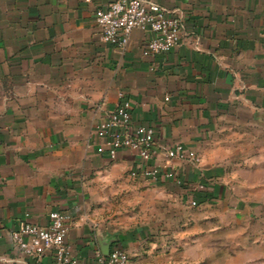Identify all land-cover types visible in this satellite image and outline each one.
Segmentation results:
<instances>
[{"label":"crops","instance_id":"0c3cea01","mask_svg":"<svg viewBox=\"0 0 264 264\" xmlns=\"http://www.w3.org/2000/svg\"><path fill=\"white\" fill-rule=\"evenodd\" d=\"M111 1L0 0V264H51L50 254H23L11 236L26 222L46 225L51 210L66 216V243L79 260L93 259L101 234L143 264L147 230L102 228L96 210V181L125 183L130 174L147 187L176 184L186 197L220 201L221 224L253 222L250 200L264 181L237 185L229 168L264 169V0H147L183 25L173 49L151 55L140 29L122 51L101 41L94 13ZM120 93L132 124L155 130L154 178L128 149L114 160L99 151L94 127ZM225 116L256 132L260 154L224 157L220 143L210 153ZM176 143L185 159L165 156Z\"/></svg>","mask_w":264,"mask_h":264},{"label":"rangeland","instance_id":"374dc122","mask_svg":"<svg viewBox=\"0 0 264 264\" xmlns=\"http://www.w3.org/2000/svg\"><path fill=\"white\" fill-rule=\"evenodd\" d=\"M209 139L212 155L215 143H220L224 157L231 153L238 158L261 152L262 139L256 132H244L229 116L222 119L221 130L212 133ZM213 158L212 161L216 160ZM229 173L237 185L239 181L247 185L248 181H264L262 168L250 170L236 165L229 168ZM127 178L125 183L96 181V210L103 215L102 228L115 232L147 230L146 240L142 242L147 255L143 264L152 261L154 264H264V192L255 191L250 200L253 222L250 216L239 219L230 216L227 218L233 219L231 222L221 224L220 201L208 199L194 204V198L186 197L176 184L147 187L135 182L132 174Z\"/></svg>","mask_w":264,"mask_h":264},{"label":"built area","instance_id":"2783aa9c","mask_svg":"<svg viewBox=\"0 0 264 264\" xmlns=\"http://www.w3.org/2000/svg\"><path fill=\"white\" fill-rule=\"evenodd\" d=\"M94 20L101 41L121 51L134 29L148 33L144 55L169 52L179 43L183 26L181 17L170 16L165 7L147 0H113L95 10ZM130 110V99L120 93L113 109L94 127V135L103 140L99 151L114 160L119 150L128 149L142 162L144 174L154 178L158 171L149 167V162L157 155L155 130L149 124L133 125ZM165 156L185 159L188 153L183 144L176 143L165 149ZM67 233L66 216L51 210L46 225L26 222L12 230L11 236L23 254L33 258L50 254L51 264H131L128 253L117 246H112L107 255L96 249L92 260H79L66 243Z\"/></svg>","mask_w":264,"mask_h":264},{"label":"water","instance_id":"95a60500","mask_svg":"<svg viewBox=\"0 0 264 264\" xmlns=\"http://www.w3.org/2000/svg\"><path fill=\"white\" fill-rule=\"evenodd\" d=\"M98 241H99V244H100L101 252L104 255H107L109 250H110L111 242L110 241H103L101 234H98Z\"/></svg>","mask_w":264,"mask_h":264},{"label":"trees","instance_id":"16d2710c","mask_svg":"<svg viewBox=\"0 0 264 264\" xmlns=\"http://www.w3.org/2000/svg\"><path fill=\"white\" fill-rule=\"evenodd\" d=\"M194 201H195V203L197 202V201H199V199H198V197L196 198V196H194V199H193ZM114 246H117V247H119V248H121L120 246H118V245H114ZM122 250H123V248H121ZM125 251V250H124Z\"/></svg>","mask_w":264,"mask_h":264}]
</instances>
